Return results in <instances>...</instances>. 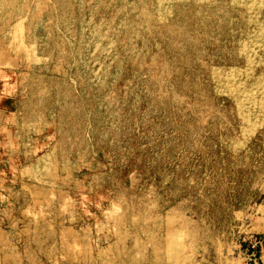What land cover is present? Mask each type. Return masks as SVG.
<instances>
[{"label": "rangeland", "instance_id": "374dc122", "mask_svg": "<svg viewBox=\"0 0 264 264\" xmlns=\"http://www.w3.org/2000/svg\"><path fill=\"white\" fill-rule=\"evenodd\" d=\"M255 237L264 0H0V264H253Z\"/></svg>", "mask_w": 264, "mask_h": 264}, {"label": "built area", "instance_id": "2783aa9c", "mask_svg": "<svg viewBox=\"0 0 264 264\" xmlns=\"http://www.w3.org/2000/svg\"><path fill=\"white\" fill-rule=\"evenodd\" d=\"M258 237H255V240H250L248 244V256L249 260L253 264H261V257L259 253V249L263 247V240H257Z\"/></svg>", "mask_w": 264, "mask_h": 264}, {"label": "crops", "instance_id": "0c3cea01", "mask_svg": "<svg viewBox=\"0 0 264 264\" xmlns=\"http://www.w3.org/2000/svg\"><path fill=\"white\" fill-rule=\"evenodd\" d=\"M263 241H264V239H263ZM259 253H260L261 260L263 261V258H264V242H263V247L261 249H259Z\"/></svg>", "mask_w": 264, "mask_h": 264}]
</instances>
